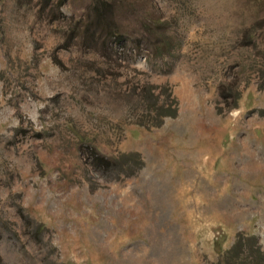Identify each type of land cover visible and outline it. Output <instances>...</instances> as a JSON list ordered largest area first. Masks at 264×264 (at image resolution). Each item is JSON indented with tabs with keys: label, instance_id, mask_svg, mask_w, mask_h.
<instances>
[{
	"label": "rangeland",
	"instance_id": "374dc122",
	"mask_svg": "<svg viewBox=\"0 0 264 264\" xmlns=\"http://www.w3.org/2000/svg\"><path fill=\"white\" fill-rule=\"evenodd\" d=\"M47 1L0 0V264H241L220 251L238 233L264 248V0H115L110 49L95 23L70 40L82 0ZM147 83L177 109L145 127Z\"/></svg>",
	"mask_w": 264,
	"mask_h": 264
},
{
	"label": "trees",
	"instance_id": "16d2710c",
	"mask_svg": "<svg viewBox=\"0 0 264 264\" xmlns=\"http://www.w3.org/2000/svg\"><path fill=\"white\" fill-rule=\"evenodd\" d=\"M59 2L62 4L65 0H48V3ZM84 4L83 12L81 16L75 17L71 26V32L68 31L70 40L81 39L83 35L89 30L93 23L97 24L96 30L99 33H104L102 38L104 46H108L109 49L114 47H124L127 40V32L123 31V26L116 20L114 15L113 6L115 0H82ZM70 19H73L70 17ZM158 20L153 21L151 29H155L158 26ZM93 27L92 29H94ZM70 33V34H69ZM93 33H90L92 38ZM96 40V38H94ZM86 53L94 54V51L88 49ZM94 60H91L90 66L94 65ZM97 70L96 67H92ZM163 98H159V93L155 91V86L152 83H147L137 91L136 100L137 103L142 106L146 111V117L137 118L133 122L141 126H156L162 122V118L165 116H173L176 113L177 102L176 99L171 95L170 91L163 86ZM138 98V99H137ZM128 154V156L133 160L132 170L137 169L142 164V159L136 151H129L121 153ZM101 160L108 164H113L115 161V156H106L100 154ZM112 162V163H111ZM123 162V161H121ZM115 163V162H114ZM128 174V173H127ZM220 250V249H219ZM224 256L235 252L236 256L242 257L241 264H264V248H262L258 243L254 234H248L243 236L241 233L236 234L231 244L221 249Z\"/></svg>",
	"mask_w": 264,
	"mask_h": 264
}]
</instances>
